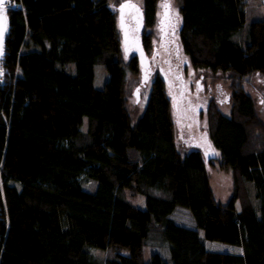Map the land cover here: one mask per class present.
Here are the masks:
<instances>
[{"label": "trees", "instance_id": "trees-1", "mask_svg": "<svg viewBox=\"0 0 264 264\" xmlns=\"http://www.w3.org/2000/svg\"><path fill=\"white\" fill-rule=\"evenodd\" d=\"M14 1L0 87V264H264L263 124L245 86L264 76V19L247 27L248 0H177L183 53L205 81L231 90L230 113L212 98L202 114L216 158L199 144L181 152L161 73L134 122L127 84L140 62L124 49L117 0ZM161 1L144 0L148 29ZM155 38L144 35L146 50ZM100 64L109 73L102 89ZM9 154L39 162L37 173L6 165ZM215 159L234 176L227 203L211 184ZM178 208L193 226L172 217ZM208 240L242 253L209 250ZM147 243L169 256L147 261ZM97 249L115 254L101 259Z\"/></svg>", "mask_w": 264, "mask_h": 264}, {"label": "rangeland", "instance_id": "rangeland-1", "mask_svg": "<svg viewBox=\"0 0 264 264\" xmlns=\"http://www.w3.org/2000/svg\"><path fill=\"white\" fill-rule=\"evenodd\" d=\"M127 0H117L115 2L116 7L118 8V11L120 10V7L122 3H124ZM136 3H139L141 5L144 4V0H133ZM165 1L167 4L169 3L171 6V13L175 20H178L179 22V28H178V37L179 31L181 28V15L179 11V6L177 3V0H162L161 2ZM247 10H248V25L257 19H264V0H248L247 2ZM162 9L160 8L159 13L161 16ZM157 31V28H156ZM160 34V33H159ZM243 37H241L242 39ZM183 61L187 65L186 67L190 68V71H193L192 66L190 65L188 59L186 56L183 55ZM202 75V72H190L187 75V80L192 81V83L195 85L197 82V79ZM141 75L139 77H132L129 76V81L127 84V98H128V108L131 112V115L133 117L134 122H136L144 113L148 100L150 97V91H151V81L146 82V86L144 85L140 89L141 97L140 101L137 102L136 96H135V90L136 88L141 84L140 80ZM109 79V73L106 70L104 65H98L96 68V80H95V86L98 89L104 88L106 82ZM201 83L203 84L204 88H207L209 84H212L214 88L218 89L216 92L214 90L213 94V101L218 104V106L225 112L230 113L231 110V100L227 99V96H231V90L229 89V85L223 80V79H215L212 81L211 79H207L206 81L201 78ZM246 88L248 92L252 95L255 101V105L257 108L258 116L260 121H262L263 129L260 131H257L256 134H258L261 139L260 142H264V76L261 74H252L248 77V81L246 82ZM206 98V97H205ZM229 98V96H228ZM204 114V111H203ZM190 122V121H187ZM86 128L88 127V123H85ZM179 132V129H178ZM195 138L202 140L204 144L205 152L209 154H216V151L212 148L210 143H208L209 139V132H208V122L203 119L200 124L193 123L192 129H187L186 126L182 127V133L178 134V145L183 154H187L191 149L194 147H198L196 144ZM9 156L11 157L9 159ZM8 160L6 159V165H8L11 168H15L21 171H25L30 174L37 173L39 169V162L28 159L21 156H16L13 154H9ZM216 158V156H215ZM212 161V159L210 160ZM215 164H211L209 166V173L211 177V184L214 189L216 198L223 202L227 203L230 199V197L233 194V187H234V176L231 171L224 170L221 168V164L219 163L218 159H215L213 161ZM88 187H92L91 185H88ZM126 195H128V198L131 202H133L135 205L144 208L145 207V199L143 196L133 194L131 191H127ZM172 217L180 224L193 226V218L188 210L184 208H178ZM207 249L217 252H226V253H242V249L236 245L223 243L220 241H206ZM93 254L101 259H106L109 256H113L115 252L111 249L109 250H92ZM154 252H160L166 256H169V251L166 247L153 245L150 243H147L144 248V255L145 259L148 261L150 260L152 254Z\"/></svg>", "mask_w": 264, "mask_h": 264}, {"label": "flooded vegetation", "instance_id": "flooded-vegetation-1", "mask_svg": "<svg viewBox=\"0 0 264 264\" xmlns=\"http://www.w3.org/2000/svg\"><path fill=\"white\" fill-rule=\"evenodd\" d=\"M160 8L162 11L155 25L156 31V28L155 30L151 29V27L147 28L144 15L139 8L124 7L123 29L126 36V48L124 49L130 56L137 55L140 49V42L145 49L144 35L151 32L156 33L153 48L150 50L145 49L148 59L145 60L144 69L149 75V81L158 73L167 77L177 111V121L180 125H185L192 129L193 123L200 124L204 119L202 117L203 111L212 101L214 90L217 92L218 89H215L212 84L204 88L201 83V77L197 79L195 85L192 81L186 79L189 72L187 68L181 67V62L178 60V55L181 53L178 30L175 33L172 31L174 17L172 13H167L168 4L165 1L161 2ZM140 75V80H142L141 65ZM144 85L146 86L147 84ZM228 96L227 99H230L231 96ZM196 144L204 147L202 140H196Z\"/></svg>", "mask_w": 264, "mask_h": 264}, {"label": "water", "instance_id": "water-1", "mask_svg": "<svg viewBox=\"0 0 264 264\" xmlns=\"http://www.w3.org/2000/svg\"><path fill=\"white\" fill-rule=\"evenodd\" d=\"M9 0H0V87L4 84L5 79L3 77L2 73V62L5 58L6 50V39L10 31V16H9V9L7 7ZM131 7V8H139L140 11L143 13L140 7H137L136 4L131 3L130 1L124 2L120 7V27L122 32V40H123V46L126 48V36L123 29V14H124V7ZM167 13H171V6L168 3V9ZM173 33H175L179 28V22L178 20H173ZM137 55L139 57L140 65H141V73H142V80L141 84L136 88L135 90V96L137 99V102L140 101L141 93L140 89L141 87L146 84V82L149 81V75L146 73L144 67H145V60L148 59L147 52L143 47V44L140 42V49L137 52ZM163 77L167 84H169L167 77L163 74ZM173 107H175L173 105Z\"/></svg>", "mask_w": 264, "mask_h": 264}, {"label": "crops", "instance_id": "crops-1", "mask_svg": "<svg viewBox=\"0 0 264 264\" xmlns=\"http://www.w3.org/2000/svg\"><path fill=\"white\" fill-rule=\"evenodd\" d=\"M127 1H130L131 3H134V4H136V6L137 7H140L141 8V10L143 11V5H141V4H139V3H136V2H134L133 0H127ZM126 2V1H125ZM123 4V3H122ZM159 15H160V13H159ZM126 54H127V57H129L130 55L126 52ZM183 55L185 56V54L183 53V51H182V49H181V53L178 55V60L181 62V67L182 68H187V70H188V72L190 73V72H193V73H195V72H201V71H196V70H194L193 69V71H190V68H188V67H186L187 65L184 63V61H183ZM187 57V56H186ZM187 59H188V61H189V58L187 57ZM189 63H190V61H189ZM186 65V66H185ZM191 65V64H190ZM205 75L203 74V72H202V75L200 76L201 78H203ZM153 80H154V78L151 80V85H152V82H153ZM231 105H232V103H231ZM231 108H232V106H231ZM176 115V114H175ZM185 126V125H184ZM183 125H180V124H178V127H177V138H178V134L180 135L181 133H182V127H184ZM187 127V129H190L188 126H186ZM178 129H179V132H178ZM195 140H199V139H197V138H195ZM209 142L208 143H210L211 144V142H210V140H208ZM216 156V155H215ZM11 158V157H10ZM9 158V159H10Z\"/></svg>", "mask_w": 264, "mask_h": 264}, {"label": "built area", "instance_id": "built-area-1", "mask_svg": "<svg viewBox=\"0 0 264 264\" xmlns=\"http://www.w3.org/2000/svg\"><path fill=\"white\" fill-rule=\"evenodd\" d=\"M7 7L9 11H18L20 9L19 4L14 0H9ZM3 76L5 75V71L2 69Z\"/></svg>", "mask_w": 264, "mask_h": 264}]
</instances>
